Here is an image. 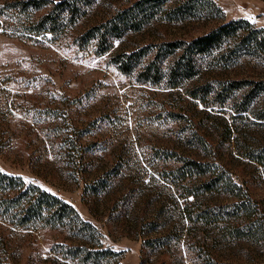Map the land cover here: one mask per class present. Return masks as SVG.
<instances>
[{
  "label": "rangeland",
  "instance_id": "1",
  "mask_svg": "<svg viewBox=\"0 0 264 264\" xmlns=\"http://www.w3.org/2000/svg\"><path fill=\"white\" fill-rule=\"evenodd\" d=\"M132 1H78L54 30L37 35L0 29V170L70 203L95 226L101 246L117 251L119 264H200L198 245L221 261L264 264V166L249 154L264 144V119L236 111L237 92L203 103L185 91L203 76L258 71L245 59L219 66L207 56L198 59L199 76L168 86L139 81L136 67L121 71L113 61L144 44L189 39L230 18L264 29V0H214L222 14L208 20H166L156 13L102 51L96 39H77ZM178 156L212 162L245 189L259 210L261 235L221 233L219 220L203 217L202 206L228 208L236 200L223 191L187 196L195 200L184 207ZM0 236L9 264H74L52 251L57 243L77 241L62 228L0 221Z\"/></svg>",
  "mask_w": 264,
  "mask_h": 264
},
{
  "label": "trees",
  "instance_id": "2",
  "mask_svg": "<svg viewBox=\"0 0 264 264\" xmlns=\"http://www.w3.org/2000/svg\"><path fill=\"white\" fill-rule=\"evenodd\" d=\"M78 1L86 3L89 0H58L53 3L50 0H0V29L27 36L52 31L61 21L63 11L73 12L78 8ZM46 5L45 11L34 14ZM156 13L163 19L174 21L188 18L208 20L219 18L222 14L214 0H133L111 17L85 29L77 39H82V36L96 39L99 51H102L109 45L111 38L138 29L145 19ZM207 56H210L207 62L219 66L232 65L245 59L258 74L226 79L218 78L215 74L203 76L199 83L192 84L185 91L203 103H221L237 92V97L232 99L233 108L236 111L248 110L254 117L264 119V29L246 18L220 21L186 40L177 38L154 45L144 44L129 52L114 55L113 61L121 71L136 67L135 75L139 81L156 83L163 80L168 86H175L184 79L199 76L200 67L203 66L198 59ZM195 141L203 146L201 139L195 138ZM249 154L264 166V144L257 147L254 154ZM177 159L181 164L177 166L176 179L181 183L184 207L195 200L187 196L197 198L209 190L223 191L235 196L236 200L228 208L224 205L202 206L203 217L219 220L221 233L226 231L238 237L261 235L263 224L256 204L225 170L218 169L212 162L194 157L178 156ZM191 174L197 177L195 182L188 179ZM186 214L189 215V210H186ZM231 217L235 218L234 222ZM0 221L66 230L77 241L72 244L57 243L52 251L69 257L74 264H119L117 251L101 246L95 226L81 218L70 203L36 184L25 183L18 175L2 170ZM3 244L4 240L0 236V264H9ZM195 248L200 264H232L219 260L209 250L199 249V245Z\"/></svg>",
  "mask_w": 264,
  "mask_h": 264
}]
</instances>
